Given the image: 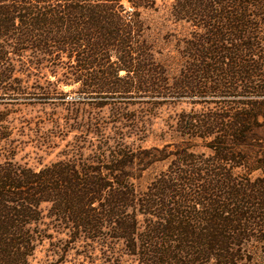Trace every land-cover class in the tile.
I'll return each instance as SVG.
<instances>
[{
  "label": "trees",
  "instance_id": "trees-1",
  "mask_svg": "<svg viewBox=\"0 0 264 264\" xmlns=\"http://www.w3.org/2000/svg\"><path fill=\"white\" fill-rule=\"evenodd\" d=\"M147 10L154 0H0V105L75 93L67 128L82 136L34 170L14 160L0 110V264H29L45 243L54 264L79 249L103 264L264 256V0H176L162 36ZM186 97L214 107L178 115L174 152L100 123L108 110L115 130L135 125L131 100L154 111ZM197 139L209 154L182 147Z\"/></svg>",
  "mask_w": 264,
  "mask_h": 264
},
{
  "label": "rangeland",
  "instance_id": "rangeland-1",
  "mask_svg": "<svg viewBox=\"0 0 264 264\" xmlns=\"http://www.w3.org/2000/svg\"><path fill=\"white\" fill-rule=\"evenodd\" d=\"M154 1L155 10L143 11L142 17L153 29H156L158 35L162 36L169 28H175L176 24L173 23L169 12L176 0ZM177 29L179 30V27ZM41 77L40 83L45 80V76ZM50 80L52 81L53 79L50 78ZM71 89L73 88L63 86L59 88V91L66 93L70 92ZM79 101L80 97L75 93H67V97L65 96L63 100L41 101L40 103L27 100H2L0 110L6 111L9 115L6 125L11 132L9 145L14 153V160L34 170L59 160L62 151L76 144L75 140L79 141L82 139V136L77 139L80 137V133L70 132L69 128H67L68 125L75 127L76 121H80V119L73 120V114L67 113L65 110L67 105L81 103ZM144 101L149 103L148 100ZM193 101L188 97L177 101H168L169 104H165L153 111L147 105L148 103L140 104L142 102L139 100H131L130 103L137 104L129 107V112L124 115L127 117L135 115V125L131 122H123L125 124L119 126L120 130H115L110 123L114 119L108 110L100 112V123L109 135L114 131L116 133L125 132L124 134L129 136V141H134L133 148H137L141 144L143 150L153 148L161 150L163 146L169 145L167 151L174 152L176 151L175 145L172 143L182 141V139H178L175 136V130H178V124H176L178 115L181 116V114L185 115L191 112L199 113L206 111V107H214L212 104H207L214 100H204L205 103L202 100L198 104H193ZM79 108L82 107L80 106ZM221 114L224 115L223 113ZM69 118L71 119L70 121L68 120ZM99 141L102 142L103 140ZM68 145L69 147H67ZM205 146L206 144L199 139L193 141L184 140V145H182L183 148H187L190 153L196 155L209 154V150ZM166 163L169 162H159L154 165L145 174L141 183L145 184L153 173L165 169ZM257 245L262 247V244ZM51 250L52 247L45 243L38 248L33 258L29 260V264H54L52 261L54 258L48 253ZM83 252L84 249H79L77 252H69L65 262L61 264H103L98 257H93L90 254H86V258H83L81 256ZM122 262V264H137L126 256L122 258ZM250 264H264V256H257L253 263Z\"/></svg>",
  "mask_w": 264,
  "mask_h": 264
}]
</instances>
